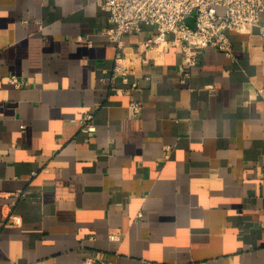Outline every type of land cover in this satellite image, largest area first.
<instances>
[{
  "label": "crops",
  "instance_id": "0c3cea01",
  "mask_svg": "<svg viewBox=\"0 0 264 264\" xmlns=\"http://www.w3.org/2000/svg\"><path fill=\"white\" fill-rule=\"evenodd\" d=\"M107 24L101 0H0V264H264L259 25L184 76L177 45L134 56L143 23L124 79Z\"/></svg>",
  "mask_w": 264,
  "mask_h": 264
},
{
  "label": "built area",
  "instance_id": "2783aa9c",
  "mask_svg": "<svg viewBox=\"0 0 264 264\" xmlns=\"http://www.w3.org/2000/svg\"><path fill=\"white\" fill-rule=\"evenodd\" d=\"M101 7L108 13V24L101 32L117 46L113 77L121 75L127 79L130 67L126 64L125 35L139 31L143 23L153 24L155 31L142 41L140 51L134 52V56L147 62L145 52L148 50L163 43L177 45L183 54L184 76L189 75L202 50L208 46L232 55L231 40L226 32L228 28L259 25L264 37V25L260 23L264 0H101ZM191 15H194V26L186 21ZM8 81L16 87L26 83L15 74H11ZM132 105L135 110L141 107L139 102ZM93 117V112L88 111L80 118L86 131L95 130ZM8 219L14 223L21 222L19 215H10ZM83 261L87 264H113L109 259L95 255L85 256Z\"/></svg>",
  "mask_w": 264,
  "mask_h": 264
},
{
  "label": "water",
  "instance_id": "95a60500",
  "mask_svg": "<svg viewBox=\"0 0 264 264\" xmlns=\"http://www.w3.org/2000/svg\"><path fill=\"white\" fill-rule=\"evenodd\" d=\"M187 23H189L191 26H194V15H191L187 18Z\"/></svg>",
  "mask_w": 264,
  "mask_h": 264
}]
</instances>
